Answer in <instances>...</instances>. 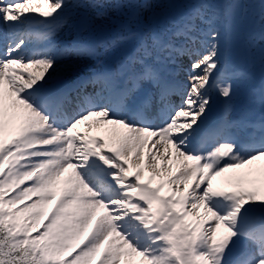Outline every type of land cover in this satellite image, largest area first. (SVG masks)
<instances>
[{
  "label": "snow or ice",
  "instance_id": "snow-or-ice-1",
  "mask_svg": "<svg viewBox=\"0 0 264 264\" xmlns=\"http://www.w3.org/2000/svg\"><path fill=\"white\" fill-rule=\"evenodd\" d=\"M82 2L103 17L104 4L122 0ZM68 7L0 0V264H264V165L254 167L264 122L245 139L224 129L205 144L209 90L233 93L212 20L196 16L201 32L189 18L168 40L149 32L122 87L108 74L69 110L48 87L51 73L62 55L88 50L31 46L34 24ZM182 58L177 92L157 65ZM93 124L106 134L80 131Z\"/></svg>",
  "mask_w": 264,
  "mask_h": 264
},
{
  "label": "rangeland",
  "instance_id": "rangeland-1",
  "mask_svg": "<svg viewBox=\"0 0 264 264\" xmlns=\"http://www.w3.org/2000/svg\"><path fill=\"white\" fill-rule=\"evenodd\" d=\"M221 1L153 0V6L148 9L141 8L139 6L133 7L131 4H124L122 0V5H120L118 9L111 8L113 10L110 16H107L106 19L95 20V24H98H94V26L101 29H106L110 25L123 28L122 24L114 22L115 19H127L132 24L137 26L141 25L143 22H148L149 19L150 21H154L156 19L164 21V16L175 11L179 6L180 8L187 9L191 18H193L192 13L197 15L199 12H201V14H206L207 12V18L215 21L214 26L217 27V30L220 32V28L225 29L227 36H230V50L227 58L225 59V63L250 67L254 72L262 74L264 72V44L260 42V37H257V35H261V33L264 32V7L261 6L262 3H264V0H242L244 3H242L241 0H229L230 4L226 5V8H223V4L220 3ZM224 1L227 2V0ZM218 3H220V7H222L221 11L218 10ZM202 4L211 5V7H202ZM132 9H135V12L132 13ZM95 11L97 12L95 9H90V14H84V11L81 15L89 20ZM223 15H225L226 25L221 23ZM194 19H196V16H194ZM129 21H127V23L132 25ZM246 24L257 30L255 31V37L248 35ZM78 25L82 29L88 28V22L87 24L80 22ZM105 25L107 26L105 27ZM249 36L252 37L249 38ZM80 131L85 132L86 130ZM261 165H264V163H258V166ZM158 180L159 179H157V182ZM219 183L221 184V187L225 186L222 184L221 178L219 179ZM262 196H264V188H262ZM48 207L50 210L51 205ZM201 212H203V210H201Z\"/></svg>",
  "mask_w": 264,
  "mask_h": 264
},
{
  "label": "bare ground",
  "instance_id": "bare-ground-1",
  "mask_svg": "<svg viewBox=\"0 0 264 264\" xmlns=\"http://www.w3.org/2000/svg\"><path fill=\"white\" fill-rule=\"evenodd\" d=\"M95 57H93L89 54L62 55L57 60L55 71L51 73L50 81H52L53 79L56 80V78L64 76V70H66L65 74H70V72H72L71 69L76 68L77 70H80V68L82 66H85L86 64H88V62H91ZM101 58H103V57H101ZM97 65L100 67V65H101L100 62ZM186 70H187V67L183 71H185V73H186ZM212 97L217 98L219 101H221L220 99L222 98L216 90L214 91ZM227 103H230V99H226V101L223 104L224 107H229V106H227ZM75 108H77V106ZM70 109L73 110L74 107L71 108V106H70ZM80 128L86 129L88 132L90 131L86 125H81ZM92 128H96L97 130H92V131L99 133V135H101V136L106 134L103 126L98 127L95 124H93L91 129ZM145 151H147V149H145ZM258 163H260V162H258ZM258 163H257V165H254V167L258 166ZM261 163H264V161H261ZM147 175H148V173L145 172L146 177H147ZM157 179H159V177ZM219 179H220L219 177L216 178V180L213 181V184L216 186H221V184L218 182ZM201 210H203V209H201Z\"/></svg>",
  "mask_w": 264,
  "mask_h": 264
}]
</instances>
